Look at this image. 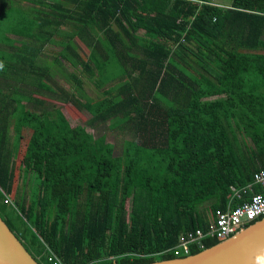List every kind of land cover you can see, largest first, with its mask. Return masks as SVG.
Returning a JSON list of instances; mask_svg holds the SVG:
<instances>
[{
	"label": "trees",
	"instance_id": "obj_1",
	"mask_svg": "<svg viewBox=\"0 0 264 264\" xmlns=\"http://www.w3.org/2000/svg\"><path fill=\"white\" fill-rule=\"evenodd\" d=\"M26 2L0 0V217L37 263L184 257L180 235L207 232L232 187L263 190L264 0ZM55 103L89 117L76 130Z\"/></svg>",
	"mask_w": 264,
	"mask_h": 264
},
{
	"label": "water",
	"instance_id": "obj_2",
	"mask_svg": "<svg viewBox=\"0 0 264 264\" xmlns=\"http://www.w3.org/2000/svg\"><path fill=\"white\" fill-rule=\"evenodd\" d=\"M0 264H39L1 217ZM146 264H264V216L195 254Z\"/></svg>",
	"mask_w": 264,
	"mask_h": 264
},
{
	"label": "built area",
	"instance_id": "obj_3",
	"mask_svg": "<svg viewBox=\"0 0 264 264\" xmlns=\"http://www.w3.org/2000/svg\"><path fill=\"white\" fill-rule=\"evenodd\" d=\"M253 184L263 188L262 191L254 192L252 185L240 188V190L232 187L234 190L235 199H239L238 203L233 204V200L227 205L224 210L217 209L214 214V219L210 220L209 230L203 232L201 229L188 231L180 235L178 243L173 246L172 251L177 255L184 253L189 254V245L198 243L200 246L201 239L208 235L214 236L219 240H224L235 234L245 224L253 221L259 216H264V169L256 171L253 175ZM251 192L248 199H244L242 194ZM4 203L10 204L9 196H4ZM49 260L53 264H62V262L51 253Z\"/></svg>",
	"mask_w": 264,
	"mask_h": 264
},
{
	"label": "rangeland",
	"instance_id": "obj_4",
	"mask_svg": "<svg viewBox=\"0 0 264 264\" xmlns=\"http://www.w3.org/2000/svg\"><path fill=\"white\" fill-rule=\"evenodd\" d=\"M15 5V4H14ZM140 32H143L140 30ZM50 47H47L49 50ZM49 57H52V55L47 54ZM64 86L67 88L68 84L63 83ZM87 91L92 95L95 96L93 92V86L89 84L87 86ZM211 98H216V97H211ZM55 106H59L67 120L69 121L70 125L78 130L79 126H83L85 124V120L89 117V114L86 111H79L71 105H62L59 103H55ZM38 122V120L34 116H28L24 115L21 121V132H22V139L20 141V146H19V153L16 159V162L22 158L25 145H26V140L28 139L30 132L34 125ZM90 129L87 127L83 130L84 133H88ZM95 133V132H94ZM128 137L123 134L122 132L119 131H108L106 130V149L105 153H113V154H120L123 152V146H124V141ZM131 203V197L127 199L126 201V207L129 208ZM11 203L9 204L7 210H10Z\"/></svg>",
	"mask_w": 264,
	"mask_h": 264
},
{
	"label": "crops",
	"instance_id": "obj_5",
	"mask_svg": "<svg viewBox=\"0 0 264 264\" xmlns=\"http://www.w3.org/2000/svg\"><path fill=\"white\" fill-rule=\"evenodd\" d=\"M7 1H10V3L13 4V7L10 6V9H12L11 11L14 12V13H17L21 10H25L27 11L28 8L30 7V5H32L31 3H27L26 0H7ZM29 1V0H28ZM15 4V5H14ZM34 5V4H33ZM7 9L6 7H0V30L3 31L4 30V27L6 25H4L2 23V15L3 14H7ZM9 37L11 38H16L14 35H10ZM17 41V40H16Z\"/></svg>",
	"mask_w": 264,
	"mask_h": 264
},
{
	"label": "clouds",
	"instance_id": "obj_6",
	"mask_svg": "<svg viewBox=\"0 0 264 264\" xmlns=\"http://www.w3.org/2000/svg\"><path fill=\"white\" fill-rule=\"evenodd\" d=\"M0 67H2V65H0Z\"/></svg>",
	"mask_w": 264,
	"mask_h": 264
}]
</instances>
